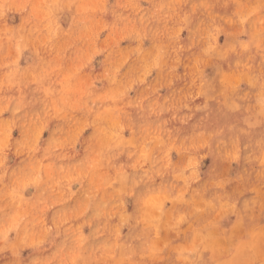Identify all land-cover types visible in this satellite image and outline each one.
Returning <instances> with one entry per match:
<instances>
[{
    "label": "clouds",
    "instance_id": "obj_1",
    "mask_svg": "<svg viewBox=\"0 0 264 264\" xmlns=\"http://www.w3.org/2000/svg\"><path fill=\"white\" fill-rule=\"evenodd\" d=\"M0 264H264V0H0Z\"/></svg>",
    "mask_w": 264,
    "mask_h": 264
}]
</instances>
